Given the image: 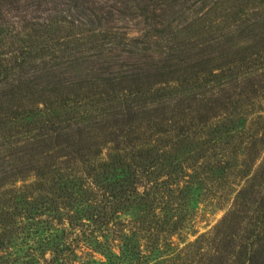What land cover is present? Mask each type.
I'll list each match as a JSON object with an SVG mask.
<instances>
[{
  "label": "trees",
  "instance_id": "trees-1",
  "mask_svg": "<svg viewBox=\"0 0 264 264\" xmlns=\"http://www.w3.org/2000/svg\"><path fill=\"white\" fill-rule=\"evenodd\" d=\"M240 1L211 0L190 25L198 28L180 31L155 63L160 41L113 30L115 14L95 0H0V174L23 163L13 175L24 178L0 185V264L195 261L209 233L184 247L174 237L195 204L229 186L237 152L251 162L261 140L237 119L264 91V42L211 68L191 56L201 36L212 42L226 24L237 35L264 20V0L225 12ZM105 138L113 145L103 156ZM261 209L236 264L262 262L264 197Z\"/></svg>",
  "mask_w": 264,
  "mask_h": 264
},
{
  "label": "rangeland",
  "instance_id": "rangeland-1",
  "mask_svg": "<svg viewBox=\"0 0 264 264\" xmlns=\"http://www.w3.org/2000/svg\"><path fill=\"white\" fill-rule=\"evenodd\" d=\"M212 1L217 2V0ZM223 1L224 6L230 7L232 1L235 0ZM95 2L97 6L105 8V11L112 10L115 14V20L109 23L113 30L120 33L134 32V35L140 36L142 40L145 39V34L151 33L154 41L157 39L160 41L165 52L162 57L160 50L156 53V58L153 59L155 63L159 59L164 60L163 58L167 54L170 55V47L182 41L184 35L180 34V31L184 33L193 30V28L197 29L198 26L190 25L206 11H211V7H213L211 0H95ZM238 3L239 7L227 8L225 12H229L233 16L236 14L240 16L252 4L250 0ZM224 9L226 8L224 7ZM96 11L104 14V11L98 9ZM222 14H224V11ZM216 17H219V15L217 14ZM225 21V19L224 21L218 19L216 25L222 27ZM226 25L221 29L224 31L223 36L225 35V38L220 36L217 38L218 40L211 42L207 40L208 35H205L198 39L200 41L203 39V43L198 48H204L205 53L204 55L198 54L200 51L196 48L191 53L194 60L205 58L204 61H207L210 68L216 67L223 60L231 59L240 48L253 45L259 46L264 42L263 19H260L254 27L243 30L242 33L237 32V35L234 32H229ZM185 28L189 30L185 31ZM157 30L164 31L158 33ZM202 30H199V32H202ZM192 34L194 35V32ZM174 54L178 55V58L183 56L182 53L176 50ZM174 61L180 62L181 60L176 59ZM228 91L232 92L233 90ZM239 115L240 117L237 120H246V128L243 130L249 132V134L257 132L256 139H261L259 142H255L257 143L256 153L250 155L255 159L248 162L246 155L237 152V159L234 162L236 169L234 167L232 170L234 174L228 182L229 186L222 192L210 195L202 203L195 204L193 212L191 211L192 208L190 209L191 216L187 228L180 235L175 236L174 240L177 241L180 247H184L188 242L194 241L203 233L209 234L201 242L202 252L199 255L194 254L192 258L195 261L189 262V264H236L238 251L246 242L245 237L252 230L250 228L254 227L252 224L258 219L257 217L262 214V209L259 210V206L261 205V198L264 197V188L261 187L264 184V91H259L253 103L244 107ZM107 141L106 138L98 140L99 152H102L103 156L110 154V146L113 145ZM248 145H252V143ZM33 160L35 166H41L43 161L45 163V158L42 156ZM20 165L22 167H17L14 171H23V163ZM14 171L0 174V185L2 182L11 181L16 183V186H21L24 181L23 172L13 175ZM244 187L248 189V192L244 194L243 198L237 199L236 195ZM236 199L239 201V205L237 207L236 204L233 207ZM233 208L237 209L234 210L235 219L232 222L223 224L224 216ZM261 226L258 224V227ZM255 253L261 257L262 262L260 264H264V241L256 246Z\"/></svg>",
  "mask_w": 264,
  "mask_h": 264
}]
</instances>
